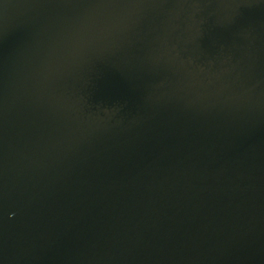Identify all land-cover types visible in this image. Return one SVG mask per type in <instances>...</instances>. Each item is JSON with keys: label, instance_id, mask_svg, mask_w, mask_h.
Returning <instances> with one entry per match:
<instances>
[{"label": "water", "instance_id": "1", "mask_svg": "<svg viewBox=\"0 0 264 264\" xmlns=\"http://www.w3.org/2000/svg\"><path fill=\"white\" fill-rule=\"evenodd\" d=\"M0 264H264V0H0Z\"/></svg>", "mask_w": 264, "mask_h": 264}]
</instances>
